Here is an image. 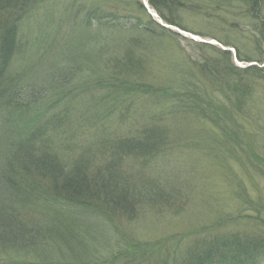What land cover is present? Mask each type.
I'll use <instances>...</instances> for the list:
<instances>
[{
    "label": "rangeland",
    "instance_id": "374dc122",
    "mask_svg": "<svg viewBox=\"0 0 264 264\" xmlns=\"http://www.w3.org/2000/svg\"><path fill=\"white\" fill-rule=\"evenodd\" d=\"M146 2L41 0L30 8L19 24L24 40H29L26 55L24 59L19 55L23 61L12 62L8 67L11 76L19 81L24 77L16 89L22 88L24 83L39 81L35 90L42 88L38 87L41 84L48 90L49 85L58 84L71 62L63 61L62 55L50 60L53 38L46 39L41 47H37L40 44L35 43L36 38L52 29L57 34L67 32L77 37L84 24L93 39L87 45L76 42V52L87 53L99 60L111 58L118 63L127 56L134 63L133 75L124 81L129 80L140 90L124 109H119L120 104L111 107L103 103L100 110L111 111L100 121L92 122L90 116H81L87 107L90 108V102L96 104L94 101L98 102L106 93L103 89H89L79 97L68 96L63 103L56 100L58 97L53 99L61 106L46 101L48 114L39 124L40 133L47 129L49 138L57 135L56 152L70 164L75 163L78 155L76 145L84 147L85 141L100 140L109 132L117 134L109 140L119 137L121 140L116 143L124 144L141 140L148 132L162 134L164 146L154 150L149 159L130 158L116 162L121 179L118 181H128V185L120 183V187L126 189L130 194L128 200L135 204L125 215L105 208L112 214L105 220L85 216L82 221L91 232L85 234L91 236L88 240L90 250L101 248L97 251L106 253V245L112 240L113 233L116 244L111 248L117 251L112 252L105 264H176L187 257L189 249L193 250L203 242L229 239L232 235L264 241V101L261 100L262 106L256 104L264 93H257L260 87L264 90V28L260 26L264 13H259V7H253V2L246 0H238V7L234 8L232 0H174V9L162 8L166 18L173 23L167 24ZM144 4H148L153 16L147 13ZM113 15L125 19V22L120 20L121 24L115 23L118 29L110 26ZM161 25L165 26L163 31L159 28ZM145 28L157 30V33L153 36ZM96 32L101 41L99 38L94 40ZM155 39L156 43L153 42ZM56 51L61 50L56 47ZM222 52L229 54L225 61L231 68L253 67L254 75L260 77L252 81L255 91L254 98L250 99L258 110V122L251 121V116L247 124L242 114L235 119L244 125L237 126L232 122L230 127L226 126L232 137L239 131L238 144L234 139L223 138L207 121L173 111L178 105L176 86L182 79V71L187 70L193 81L202 85L205 81L201 77L203 68L213 65ZM43 53L48 55L47 59ZM238 54L245 61H240ZM111 59L110 64L107 61L109 70L113 65ZM73 64L84 65V62ZM103 69L109 72L107 68ZM97 82L94 79L89 83L90 87ZM78 89L73 93L83 90ZM146 90L152 93L148 95ZM18 93L25 96L23 92ZM92 94L94 101H90ZM221 105L225 106V103ZM63 106L69 109L64 127H47L48 121L57 114L54 111ZM14 120L17 119L9 118L4 110H0L1 208L13 201L7 181L8 160L13 155V146L18 144L15 127L19 125L15 126ZM67 134L72 135L73 140L66 139ZM74 143L76 145L72 146ZM87 160L92 172L103 166L102 159L97 156H88ZM132 188H136V192ZM156 196L161 197V203ZM256 264H264V256Z\"/></svg>",
    "mask_w": 264,
    "mask_h": 264
},
{
    "label": "trees",
    "instance_id": "16d2710c",
    "mask_svg": "<svg viewBox=\"0 0 264 264\" xmlns=\"http://www.w3.org/2000/svg\"><path fill=\"white\" fill-rule=\"evenodd\" d=\"M40 1L0 0V110H4L9 118L12 116L16 118L14 125H19L15 127L18 144L13 146V155L8 160L7 183L11 188L13 201L0 207V264H105L111 258L112 252L117 251L111 248L116 244L115 235L110 231L113 236L106 245V253L97 251L101 248L91 251L88 245L91 236L85 235L91 232L82 220L86 219L85 216L104 220L109 218L112 214L105 208L124 215L130 212L135 202L129 201L130 194L120 187L121 182L118 180L121 179L117 174L116 162L121 159L131 160L130 158L149 159L154 150L164 146L162 134L148 132L141 137V140L127 141L124 144V142L116 143L121 140L119 137L113 141L109 140L111 136L117 135L109 132L100 140L97 138L92 139L91 142L85 141L83 144L85 146L81 148L74 143L72 146L76 145L78 151L74 164L61 159L62 157L56 152L57 143L54 142L57 141V135L49 138L46 134L47 129L41 130L40 133V121L48 114L46 101L52 103L53 99L58 97L56 100L63 103L68 96L75 94V97H79L89 89L106 90V93L98 99V102L102 101L101 103L94 101L95 95L92 94L90 101L96 104L89 101L90 108L87 107L82 112L81 116H90L89 120L94 122L95 119L100 121L103 115L111 111L105 108L100 110L103 103H108L111 107L120 104L119 109H124L140 89L129 80L124 81L129 75H133L134 63L131 62L130 57L126 56L122 63H118L111 58L99 60L95 56L75 51L76 42H85V45L92 42L90 39L93 35L90 31H86L88 28L85 24L81 31L78 30L77 37L67 32L57 34L52 29V32L47 31L46 34L42 33L36 38L35 43L40 44L37 47H41L46 39L53 38L50 60L62 55L63 61L71 62V67L65 70L61 79H58V84L49 85L48 90L41 84L38 87L42 88L36 91L35 85L40 83L32 81L16 89V85L21 83L24 77L19 81L9 74L8 67L12 62L23 61L29 46V40L25 41L20 33L19 24L29 13L30 8ZM246 1L253 2L252 6H258L259 13L261 11L264 13V0ZM147 2L161 20L173 24L166 18L162 8L168 6L167 10L169 7L174 9V0H147ZM236 3L238 0H232L233 8L238 7ZM120 20L125 22V19L113 15L110 26L118 29L115 23L121 24ZM263 24L264 20L260 25L264 28ZM159 28L163 31L162 27ZM145 30L153 36L157 33V30L151 28ZM142 32L146 34L144 30ZM97 34L98 32L94 34V40L99 38ZM153 42L156 43V39ZM56 47L61 51L57 52ZM43 54L47 59L48 55ZM19 55L23 56V59H20ZM228 55L222 52L218 60L214 59L217 61H214L213 65L203 68L204 73L202 72L201 77L203 76L205 81L202 85H198L197 80L193 81L187 70L182 71L184 72L181 75L182 79L176 86L179 90L176 91L179 94L178 105L173 111H181L207 121L223 138L234 139V143L238 144L239 131L235 137H232L226 126L230 127L229 123L232 122L237 126L244 125L245 123H239L235 119L242 114L246 123L250 121L251 116V121L258 122V110L253 103H250V99L254 98L255 91L252 81L260 77L254 75L253 67L239 69L228 66L225 61ZM237 58L245 61L240 54ZM110 59L113 65L109 70L107 61L110 64ZM79 61L84 62V65L74 66L73 63ZM104 67L109 72L105 71ZM94 79L98 82L91 88L89 83ZM78 88L83 90L73 93L79 90ZM262 89L258 88L257 93L262 94L264 92ZM18 92H23L25 96ZM145 93L149 95L152 91L146 90ZM219 97L222 100H219ZM261 100L264 101V93L262 98L257 99L256 104L262 106ZM223 102L225 106L221 105L224 104ZM53 104L60 105L56 102ZM58 108L54 111L57 114L48 121L47 127L56 126L60 129L64 127L69 109L67 106ZM32 127L34 129H31ZM250 129L254 130L252 126ZM66 139L73 140V136L67 134ZM104 139L111 142H103ZM90 154L102 159L103 166L99 171L92 172L93 168L89 167L87 158L91 156ZM115 155L116 159H114ZM107 161L109 164H106ZM123 180L125 183L121 184L128 185V181ZM132 189L136 192V188ZM134 194L132 193L133 196ZM155 199L160 203L162 201L160 196H156ZM228 238L200 243L193 250L189 249L187 257L176 261V264H256L257 260L264 256L263 239L257 240L240 235H232Z\"/></svg>",
    "mask_w": 264,
    "mask_h": 264
}]
</instances>
